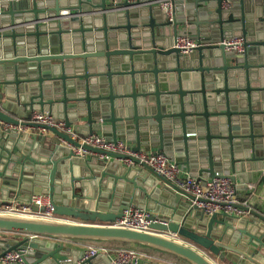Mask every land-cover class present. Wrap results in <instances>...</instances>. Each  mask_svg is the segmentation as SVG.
Returning a JSON list of instances; mask_svg holds the SVG:
<instances>
[{
	"label": "water",
	"instance_id": "95a60500",
	"mask_svg": "<svg viewBox=\"0 0 264 264\" xmlns=\"http://www.w3.org/2000/svg\"><path fill=\"white\" fill-rule=\"evenodd\" d=\"M142 4L0 0V205L48 194L57 218L0 213V234L20 238L0 240V259L112 264L106 254L82 260L67 243L154 264H264V0H172L171 20ZM184 36L198 40L187 55L172 48ZM231 38L244 39L242 53L220 44ZM36 109L78 136L160 153L195 178L228 177L245 215L198 210L147 166L30 124ZM130 206L149 212V231L112 226Z\"/></svg>",
	"mask_w": 264,
	"mask_h": 264
},
{
	"label": "built area",
	"instance_id": "2783aa9c",
	"mask_svg": "<svg viewBox=\"0 0 264 264\" xmlns=\"http://www.w3.org/2000/svg\"><path fill=\"white\" fill-rule=\"evenodd\" d=\"M134 3L137 0H126ZM148 4L159 5L161 10L167 15L168 19H172L173 5L172 0H152ZM226 52L242 53L244 51L243 38H231L220 43ZM198 46V40L194 37L184 36L177 37L172 45L182 55L191 53ZM30 124L45 126L48 128H56L66 133L69 138L78 144L110 154L121 156L119 162L126 167L147 166L157 176L162 177L178 190L189 194L195 198L193 204L198 210L208 215L212 214H229L242 217L245 212L240 207L247 206V202L238 203L237 189L235 184L226 176L207 178L205 180L193 177L189 172L184 170L183 166L170 161L167 157L153 151L146 152L140 150L134 152L129 144L124 141L117 140L112 142L106 140L101 135L93 134L88 136H78L71 128L66 129L63 121L53 118L47 113L33 112ZM28 128L17 129L20 132ZM78 156H84L85 150L78 149L75 151ZM101 159L109 160L111 157L100 156ZM264 178V168L261 172ZM31 206L43 209L41 212H33ZM0 213L12 214L20 216H34L45 219H57L53 215V203L48 194L38 197H32L30 204L17 203L15 201L0 205ZM149 212L140 210L135 206L127 207L122 211L121 218L117 219L112 226L138 230L142 232L149 231V225L152 223ZM154 222H156L154 220ZM101 254L109 255L112 264H139L141 256L129 251H106L96 248H88L82 253V260L90 257L99 256ZM20 263V254L17 252L7 253L0 259V264Z\"/></svg>",
	"mask_w": 264,
	"mask_h": 264
},
{
	"label": "crops",
	"instance_id": "0c3cea01",
	"mask_svg": "<svg viewBox=\"0 0 264 264\" xmlns=\"http://www.w3.org/2000/svg\"><path fill=\"white\" fill-rule=\"evenodd\" d=\"M137 1H140V2H143V4L142 5H147L149 2H150V0H137ZM152 1V0H151ZM161 9V8H160ZM160 16V14L159 15H157V17H159ZM155 19V18H154ZM39 112V110H37L36 109V111L35 112ZM59 120V119H58ZM20 132V131H19ZM26 132V134H31V133H35L36 132V130L35 129H31V128H28V129H26L25 131H23V133H25ZM97 135H100V134H97ZM82 157H84V158H86V159H91L92 157H93V155L92 154H87V155H84V156H82ZM109 162H113V161H115L114 160V158H110L109 160H108ZM181 166V165H180ZM184 170L185 171H187V169H185L184 168ZM188 172V171H187ZM262 172V171H261ZM241 195H239V193H238V197H237V199H238V203H240V204H242L243 202H245L246 200H244V199H241V197H240ZM15 202H17V203H20V202H18V201H16L15 200ZM7 239H14V240H19L20 238L18 237V236H16V235H7V234H0V240H7ZM63 245L64 246H66V248H68V249H70V250H79V251H81V252H84L88 247H81V246H77V245H74V244H67V243H63ZM141 256V260H140V262H139V264H142V262H148L149 264L151 263V264H154L155 262H159V261H157V260H154V257H150V256H143V255H140ZM160 263V262H159ZM163 262H161V264H162Z\"/></svg>",
	"mask_w": 264,
	"mask_h": 264
},
{
	"label": "rangeland",
	"instance_id": "374dc122",
	"mask_svg": "<svg viewBox=\"0 0 264 264\" xmlns=\"http://www.w3.org/2000/svg\"><path fill=\"white\" fill-rule=\"evenodd\" d=\"M88 249V248H87ZM122 251H129V250H122ZM129 252H133V251H129ZM133 253H135V252H133ZM135 254H137V253H135ZM137 255H139V254H137Z\"/></svg>",
	"mask_w": 264,
	"mask_h": 264
}]
</instances>
